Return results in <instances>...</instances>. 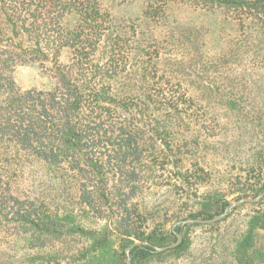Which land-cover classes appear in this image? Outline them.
Masks as SVG:
<instances>
[{
	"label": "trees",
	"instance_id": "16d2710c",
	"mask_svg": "<svg viewBox=\"0 0 264 264\" xmlns=\"http://www.w3.org/2000/svg\"><path fill=\"white\" fill-rule=\"evenodd\" d=\"M142 3L129 33L98 0H0V264H125L129 245H169L184 229L174 247L129 251L130 264L179 258L191 247L190 228L234 219L240 206L214 223L171 222L212 218L229 196L264 189V142L250 139L264 111L252 114L243 98H229L230 107L254 116L233 131L248 133L251 144L210 150L214 124L195 114L197 101L177 80L159 72L158 48L146 59L145 47L128 44L136 27L165 22L172 6L264 29V0ZM72 13L78 20L70 27L64 20ZM65 47L71 55L61 63ZM28 64L47 66L54 86L21 88L13 72ZM125 77L133 92L116 87ZM230 150L243 160L228 168ZM251 204L242 227L223 237L233 264L264 261V197Z\"/></svg>",
	"mask_w": 264,
	"mask_h": 264
},
{
	"label": "rangeland",
	"instance_id": "374dc122",
	"mask_svg": "<svg viewBox=\"0 0 264 264\" xmlns=\"http://www.w3.org/2000/svg\"><path fill=\"white\" fill-rule=\"evenodd\" d=\"M98 2L102 8L110 11L120 26H125L129 33L132 32V24L137 21L134 17L141 13L142 0ZM224 19L225 16L218 12L172 6L166 21L159 25L151 24V27L141 28L134 24L137 34L128 43L145 47L147 52L143 53L146 54V59L158 48V58L153 59V62H156L159 72L172 76L171 80L174 82L177 80L187 94L197 101L199 107L195 114H204L205 124H214L217 134L207 141L210 150H220L235 143L256 144L257 138L264 142V123L254 128L257 124L251 126V143L248 133L244 134L245 138L243 133L233 132L236 125L248 127L254 116L246 118L243 113L234 109L235 105L230 107L227 103L229 98H243L254 110L252 114L264 111V29L259 26L251 28L250 24L242 27L231 18ZM77 20V15L72 13L64 21L73 27ZM70 55L71 50L63 48L58 57L59 62L66 63ZM138 55V50H135L131 56L137 58ZM103 56L101 48L96 58ZM13 76L23 89H49L55 84L49 68L38 64L17 66ZM116 87L122 92H133L132 81L128 77L121 78ZM226 159L230 161L223 163V166L227 164L228 168L239 165L238 160H243L239 153L232 150L227 153ZM257 194L231 195L228 202L241 197L251 199ZM251 203L253 202L238 204L240 209L234 219L228 218L211 227L190 228V249L179 258L165 257L155 264H233L227 257V248L224 247L227 241L223 237L228 238L231 232L242 227L244 214L252 208ZM178 221L171 222L169 226L175 228L177 225L174 224ZM186 231L183 229L178 233L185 234ZM260 234L259 241H262L264 232ZM23 252L19 250L17 257L22 256ZM257 264H264V261Z\"/></svg>",
	"mask_w": 264,
	"mask_h": 264
},
{
	"label": "water",
	"instance_id": "95a60500",
	"mask_svg": "<svg viewBox=\"0 0 264 264\" xmlns=\"http://www.w3.org/2000/svg\"><path fill=\"white\" fill-rule=\"evenodd\" d=\"M263 197H264V190H261L260 192H258V194L255 197L251 198V199H248V198H245V197L236 198V199H234L232 201H229V203L225 207H223L221 212H219L218 214L214 215L212 218H208V219L187 218V219H184V220L176 222L174 224V226L175 225H186V226H189L190 224H193V223H207V224L214 223V222L219 221L222 218L226 217L233 210V208L235 206H237L238 204L244 203V202H258ZM175 235H176L177 239H176V241L174 243L169 244V245H165V246H161V247L154 246L148 241H144V242L136 241L135 243L129 245L128 247L125 248V254H126L125 264H130L129 251L134 245H139L141 247L150 246V247H153L154 252H159V251H163V250H165L167 248L174 247V246L179 244V242L182 239L183 233L175 232Z\"/></svg>",
	"mask_w": 264,
	"mask_h": 264
}]
</instances>
